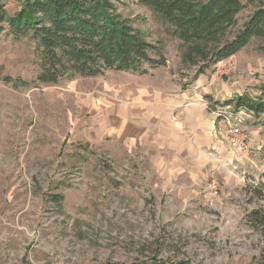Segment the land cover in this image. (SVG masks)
I'll return each mask as SVG.
<instances>
[{
	"label": "rangeland",
	"instance_id": "374dc122",
	"mask_svg": "<svg viewBox=\"0 0 264 264\" xmlns=\"http://www.w3.org/2000/svg\"><path fill=\"white\" fill-rule=\"evenodd\" d=\"M115 3L155 46L152 55L166 59L162 71L192 80L199 75L197 65L182 62V41L173 25L139 0ZM20 5L9 0L8 14ZM252 11L247 6L238 14L232 34ZM39 69L35 41L14 37L5 24L0 33V264H255L264 234L244 216L260 203L252 188L264 184V114L246 112L235 121L249 135L250 160L235 168V158L226 159L231 149L225 123L218 136L227 155L209 151L205 176L181 189L138 153L109 149L105 127L111 100L131 99L140 80L135 74L109 70L40 83ZM203 74L209 94L220 98V104L215 98L211 102L216 111L231 109L222 105L228 94L258 97L264 86V38H251ZM211 179L221 189L214 205L203 189Z\"/></svg>",
	"mask_w": 264,
	"mask_h": 264
},
{
	"label": "trees",
	"instance_id": "16d2710c",
	"mask_svg": "<svg viewBox=\"0 0 264 264\" xmlns=\"http://www.w3.org/2000/svg\"><path fill=\"white\" fill-rule=\"evenodd\" d=\"M8 1L0 0V33L7 24L14 37H30L35 41L40 56L37 75L40 83H58L76 76L95 77L109 70L145 74L166 64L163 56L152 55L155 46L121 15L115 0H20V9L14 15L8 14ZM139 2L174 26V35L182 41V62L197 65L199 74L235 55L251 38H264V0ZM247 6L253 8L251 15L232 34L238 14ZM208 98L213 100L211 96ZM222 105L233 112L260 116L264 114V86L258 97L236 94ZM252 189L260 203L244 219L253 230L264 234V184ZM254 263L264 264V247L259 249ZM151 264L185 263L152 261Z\"/></svg>",
	"mask_w": 264,
	"mask_h": 264
},
{
	"label": "crops",
	"instance_id": "0c3cea01",
	"mask_svg": "<svg viewBox=\"0 0 264 264\" xmlns=\"http://www.w3.org/2000/svg\"><path fill=\"white\" fill-rule=\"evenodd\" d=\"M163 67L145 74L128 71L140 79L139 86L137 83L130 100L121 96L119 104H115L118 100H111L114 106L110 109L105 133L111 137V152L134 151L160 176H167L169 182L185 189L189 182L196 184L205 176L209 151L218 149L222 158L227 155L229 149H224L218 136L226 120L218 118L215 107H211L208 96L215 98L214 101L220 98L209 94L205 74L192 80L162 71ZM232 96L228 94L222 100ZM233 154L229 150L226 159L235 158V168L240 161L252 158Z\"/></svg>",
	"mask_w": 264,
	"mask_h": 264
},
{
	"label": "built area",
	"instance_id": "2783aa9c",
	"mask_svg": "<svg viewBox=\"0 0 264 264\" xmlns=\"http://www.w3.org/2000/svg\"><path fill=\"white\" fill-rule=\"evenodd\" d=\"M243 114L244 111L233 112L223 109L216 111L217 116H223L224 120H226L225 138L232 153L236 155L249 154L251 146L249 135L235 122L236 120L241 121ZM203 189L210 205H214L221 198L220 184L216 179H211Z\"/></svg>",
	"mask_w": 264,
	"mask_h": 264
}]
</instances>
